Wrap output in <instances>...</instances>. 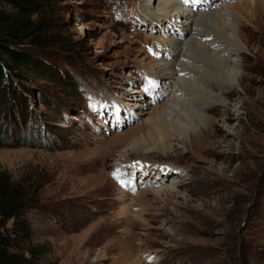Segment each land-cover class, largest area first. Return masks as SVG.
<instances>
[{
	"label": "rangeland",
	"instance_id": "1",
	"mask_svg": "<svg viewBox=\"0 0 264 264\" xmlns=\"http://www.w3.org/2000/svg\"><path fill=\"white\" fill-rule=\"evenodd\" d=\"M45 2L32 17L50 46L29 49L49 71L20 80L22 105L0 100V171L33 197L23 253L36 264H264V0L204 3L235 13L238 81L167 155L149 139L153 151L128 149L170 100L174 79L161 89L149 76L165 22L138 0ZM28 129L42 146L20 143ZM159 166L171 168L162 185L183 178L158 197L155 170L135 168Z\"/></svg>",
	"mask_w": 264,
	"mask_h": 264
},
{
	"label": "bare ground",
	"instance_id": "2",
	"mask_svg": "<svg viewBox=\"0 0 264 264\" xmlns=\"http://www.w3.org/2000/svg\"><path fill=\"white\" fill-rule=\"evenodd\" d=\"M204 3L206 0H138L139 8L148 21L165 22L163 37L156 45V52L164 57L156 69L149 71V76L152 82L160 81L161 89L165 88L168 80L174 79V85L168 105L155 118L147 120L150 126L147 134L129 138L128 149L144 147L146 152L153 151L147 146L149 139L158 152L167 155L172 141L184 145L188 136L197 138L191 133L195 134L200 125L206 124V109L213 105L224 107V99L235 89L239 65L231 56L240 57L242 49L235 34V13L224 4L213 9ZM185 33L188 34L186 38ZM126 151L122 147L119 156L122 157ZM160 168H135L141 169L140 175L155 170L158 186L155 185L151 191L158 197L164 190H174L180 181L177 178H183L175 173L162 185L159 182L164 177L162 174H167L171 168L167 171ZM142 257L144 261L152 258L150 255Z\"/></svg>",
	"mask_w": 264,
	"mask_h": 264
},
{
	"label": "trees",
	"instance_id": "3",
	"mask_svg": "<svg viewBox=\"0 0 264 264\" xmlns=\"http://www.w3.org/2000/svg\"><path fill=\"white\" fill-rule=\"evenodd\" d=\"M45 4V0H0V100L5 104L10 99L24 103L23 94H29V87L20 80L26 78V73L44 76L49 71L44 59L29 49L45 51L50 46L44 26L32 17ZM13 105L10 101L9 107ZM24 132L27 134L21 135V144L42 146L38 139L41 137L29 129ZM28 191L23 184L12 181L7 172L0 171V264H36L22 248L32 234L26 208L33 197ZM8 221H11L9 226Z\"/></svg>",
	"mask_w": 264,
	"mask_h": 264
},
{
	"label": "snow or ice",
	"instance_id": "4",
	"mask_svg": "<svg viewBox=\"0 0 264 264\" xmlns=\"http://www.w3.org/2000/svg\"><path fill=\"white\" fill-rule=\"evenodd\" d=\"M185 2H187V0H185Z\"/></svg>",
	"mask_w": 264,
	"mask_h": 264
}]
</instances>
